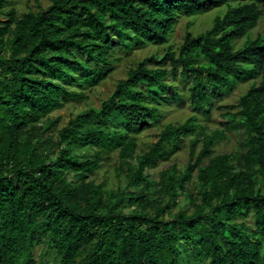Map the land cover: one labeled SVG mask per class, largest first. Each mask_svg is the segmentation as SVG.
I'll use <instances>...</instances> for the list:
<instances>
[{"label":"trees","instance_id":"1","mask_svg":"<svg viewBox=\"0 0 264 264\" xmlns=\"http://www.w3.org/2000/svg\"><path fill=\"white\" fill-rule=\"evenodd\" d=\"M12 2L0 0V264H48L47 250L55 264H264V35L236 47L264 0H36L21 15ZM220 6L210 26L190 22L171 41L181 16ZM148 44L165 47L98 105L61 126L49 117L90 98L119 51ZM248 80L236 102L219 103ZM186 101L192 114L162 123ZM215 108L224 127L211 130ZM152 126L157 138L137 154ZM228 131L244 140L216 153ZM186 147L184 169L152 177ZM114 153L115 180L99 181Z\"/></svg>","mask_w":264,"mask_h":264},{"label":"rangeland","instance_id":"2","mask_svg":"<svg viewBox=\"0 0 264 264\" xmlns=\"http://www.w3.org/2000/svg\"><path fill=\"white\" fill-rule=\"evenodd\" d=\"M43 6H46L49 3V0H40ZM15 10L17 15H21L24 11L32 8L37 9L38 4L36 0H13L11 4ZM226 6H220L217 8H213L207 12L193 15V16H181L175 26V30L172 34L171 41L174 42L175 46H177L181 40H183L184 31L188 28L189 23L191 22V29L194 31H200L208 26H210L213 22V19L216 14L220 13L223 14L225 12ZM5 17L3 10H0V18ZM264 35V18H260L257 24L251 28L244 36L238 38L236 40V47L241 46L245 40L249 37H256L258 35ZM165 47V44L157 45V44H148L143 47L134 48L130 52H123L119 51L122 55V59L115 63V69L110 75L101 81L99 84L95 86L90 91V98L84 101H70L66 103L63 107L54 110L49 117L51 119L59 118V126L65 124V122L73 115H75L78 111H81L87 108L91 104L98 105L102 98H105L109 95V93L113 90L115 82L119 77L125 75L126 69L132 65L136 64L137 61L144 56L155 52L157 50L161 51ZM252 80H248L245 82H241L236 88L232 89L231 91L227 92L223 99L219 101V103H232L238 100V97L249 87ZM177 83H180L177 80ZM165 118L162 121H183L187 116L193 113L192 106L189 101L184 102L183 105H172L165 108ZM221 110L215 108L212 111V116L210 120L207 121L211 130L217 128H223L224 126L220 123V115ZM45 123V120H43ZM158 131L157 126H152L142 134H140L141 138V147L139 146L137 154H139L142 149L152 140H155L157 137L155 133ZM189 139H187L188 141ZM244 140V134L242 131H228L226 136L219 140L215 146L216 153H222L231 151L236 144L242 142ZM201 147V143L198 145V150ZM195 158V157H194ZM189 159V149L188 147L180 150L175 154L172 158L163 160L159 163V165L155 168H150L148 171L151 173L152 177L157 179L159 176L160 170L170 167V166H177L178 168L184 169L187 161ZM119 157L117 153H114V156L111 158L110 161H107L103 168L98 172L96 175V179L99 181L106 177V173L112 175V180H115V173H114V166L118 163ZM133 162L137 161V158L132 160ZM180 205H184L188 202V199L185 196H180L179 198ZM177 210V208H174ZM169 216V215H168ZM248 221L252 222V218H248ZM45 250V244L39 245L37 250V254H40L41 250ZM55 250H47L45 254L46 260H48V264H55Z\"/></svg>","mask_w":264,"mask_h":264}]
</instances>
